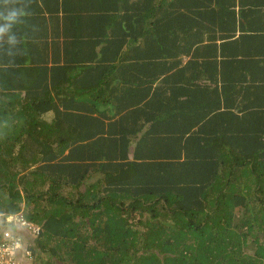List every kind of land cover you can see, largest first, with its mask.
I'll list each match as a JSON object with an SVG mask.
<instances>
[{
    "label": "trees",
    "instance_id": "16d2710c",
    "mask_svg": "<svg viewBox=\"0 0 264 264\" xmlns=\"http://www.w3.org/2000/svg\"><path fill=\"white\" fill-rule=\"evenodd\" d=\"M115 1L0 0V217L42 227L33 264H264V33L219 59L229 10L195 1L202 25L177 28L162 2L147 21ZM90 92L136 100L149 128L103 137L52 95L80 111Z\"/></svg>",
    "mask_w": 264,
    "mask_h": 264
},
{
    "label": "crops",
    "instance_id": "0c3cea01",
    "mask_svg": "<svg viewBox=\"0 0 264 264\" xmlns=\"http://www.w3.org/2000/svg\"><path fill=\"white\" fill-rule=\"evenodd\" d=\"M148 3V6L146 7V11L139 12L138 10L134 9L131 10V6H135L137 3ZM197 3H203L205 7H207V12L210 15H213L216 11H221L222 9L229 10L230 14H227L223 17L225 20H227L228 23H230V26L225 25V27H222L218 25L216 27L213 20H210L211 26L215 30V43L218 51V58L222 59L223 56H227L231 51L233 50H242L245 47L249 45L250 42H247L240 46V41L242 36H253L257 34L260 35L261 33H264L262 31L264 28V0H116L115 2L118 3V6H122L120 13L123 14L127 11L131 13H135L136 16L142 17L145 14V18L149 19V17H153V4L162 2V13L161 15L164 16L166 19L171 20L172 24H175L177 28L179 26H196V25H202L203 19H199L198 16L194 15L195 23L189 22L187 24V20L190 18L192 14H189L191 11V7L194 5V2ZM220 2L223 3V6L221 8H216ZM116 6V5H115ZM114 6V7H115ZM42 7L45 9L46 15L44 16L47 21L55 20V21H63L66 14L62 11H55L52 15L47 14V9L42 5ZM51 7L54 9L55 7H58L57 2L54 4H51ZM151 8L152 10H149ZM201 10L204 11L205 8L202 6ZM142 13V14H139ZM31 17H37L35 15H26ZM236 20V22H234ZM205 21V20H204ZM51 22V21H50ZM206 23H209L208 21H205L203 25ZM207 25V24H206ZM236 26V27H235ZM261 27V28H259ZM210 30V29H209ZM208 30V32H209ZM200 33L202 30H198ZM204 31H207V29H204ZM10 32H8L6 35L1 36L2 39H4ZM197 32V34H200ZM204 33V32H203ZM18 34V33H17ZM205 34V33H204ZM197 36V35H196ZM225 36V38H224ZM205 34V39H206ZM207 42V41H206ZM212 43V42H211ZM225 44L227 46V51L225 53H221V47ZM264 54V45L261 54ZM190 59L187 57H184L182 59L183 66L188 63ZM134 61L129 60V64L133 63ZM264 62V58H263ZM181 69L182 66L179 65L178 69ZM264 82V81H263ZM97 92V91H96ZM54 96L55 101L58 103V110L59 112H63L65 114L71 113V114H80L81 116H87L88 120L94 124L96 123L93 119H97L99 123H102L103 133L106 134L107 132L113 131L114 133H120L121 131H127L130 132L133 129H137L138 127H144V129L149 128V125L147 123V120L144 116L138 114L135 112L131 107V103H134L136 100H132L130 97L129 99H125L123 97H116L115 100L110 101L109 99H106V96H104V102L102 103V94L99 93H92L90 92L87 94H84L83 96H72V99L77 98L80 100L79 106L80 111H77L71 104L64 103L60 104L58 102V98ZM100 96V97H99ZM69 97V95L66 96L65 100ZM99 97V98H98ZM61 98L63 96L61 95ZM64 99V98H63ZM97 99V100H96ZM138 99V98H137ZM145 102V101H144ZM140 103L139 106H142ZM70 106V107H67ZM67 115H63L61 118L57 117V114L54 110H50L44 117V121L47 122L49 125L53 124L57 120H59V124H57V129L62 125L63 128H69L70 131L76 136L77 134H80L79 126L80 120L77 116L73 115V120L66 121L64 117ZM63 123V124H62ZM101 127V124H99ZM89 127V126H88ZM94 131L93 129H91ZM91 130H87L85 133L88 134ZM145 131V130H144ZM139 134H143V131ZM138 134V136H140ZM130 135V134H129ZM83 136V134H82ZM131 136V135H130ZM104 137V136H103ZM134 136L131 137L132 143Z\"/></svg>",
    "mask_w": 264,
    "mask_h": 264
},
{
    "label": "built area",
    "instance_id": "2783aa9c",
    "mask_svg": "<svg viewBox=\"0 0 264 264\" xmlns=\"http://www.w3.org/2000/svg\"><path fill=\"white\" fill-rule=\"evenodd\" d=\"M42 231L20 214L0 217V264H33L31 246Z\"/></svg>",
    "mask_w": 264,
    "mask_h": 264
},
{
    "label": "clouds",
    "instance_id": "9594fccd",
    "mask_svg": "<svg viewBox=\"0 0 264 264\" xmlns=\"http://www.w3.org/2000/svg\"><path fill=\"white\" fill-rule=\"evenodd\" d=\"M15 16H16V12H11L7 18H8V19H12V18H14ZM3 31H4V29L0 28V32H3Z\"/></svg>",
    "mask_w": 264,
    "mask_h": 264
}]
</instances>
